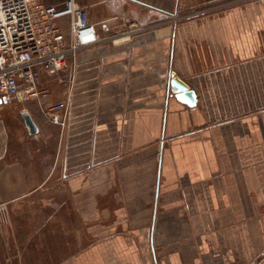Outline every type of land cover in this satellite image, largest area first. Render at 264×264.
<instances>
[{"label":"crops","instance_id":"crops-1","mask_svg":"<svg viewBox=\"0 0 264 264\" xmlns=\"http://www.w3.org/2000/svg\"><path fill=\"white\" fill-rule=\"evenodd\" d=\"M75 1L99 39L0 101V264H259L264 0Z\"/></svg>","mask_w":264,"mask_h":264},{"label":"built area","instance_id":"built-area-1","mask_svg":"<svg viewBox=\"0 0 264 264\" xmlns=\"http://www.w3.org/2000/svg\"><path fill=\"white\" fill-rule=\"evenodd\" d=\"M65 16L67 36L55 23ZM98 39L86 7L75 0H0V101L46 95L38 87L41 74L65 69L81 46ZM66 109L67 103L60 101L42 112L52 123L64 125Z\"/></svg>","mask_w":264,"mask_h":264},{"label":"water","instance_id":"water-1","mask_svg":"<svg viewBox=\"0 0 264 264\" xmlns=\"http://www.w3.org/2000/svg\"><path fill=\"white\" fill-rule=\"evenodd\" d=\"M169 84L172 87L173 93L179 101L184 102L189 106H193L195 104L196 95L194 90L190 89L183 81H181L177 77H172ZM21 116L24 124L28 128V132L30 134H35L38 128L29 112L24 110L21 112ZM259 264H264V259Z\"/></svg>","mask_w":264,"mask_h":264},{"label":"bare ground","instance_id":"bare-ground-1","mask_svg":"<svg viewBox=\"0 0 264 264\" xmlns=\"http://www.w3.org/2000/svg\"><path fill=\"white\" fill-rule=\"evenodd\" d=\"M175 77H177L176 75H174Z\"/></svg>","mask_w":264,"mask_h":264}]
</instances>
